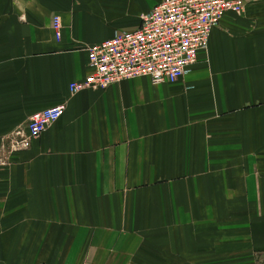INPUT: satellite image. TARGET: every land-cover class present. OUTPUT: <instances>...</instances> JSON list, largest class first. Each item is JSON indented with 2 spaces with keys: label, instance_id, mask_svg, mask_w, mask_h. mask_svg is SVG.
I'll return each mask as SVG.
<instances>
[{
  "label": "crops",
  "instance_id": "1",
  "mask_svg": "<svg viewBox=\"0 0 264 264\" xmlns=\"http://www.w3.org/2000/svg\"><path fill=\"white\" fill-rule=\"evenodd\" d=\"M160 1L0 0V141L64 106L0 166V264H264V0L174 84L70 92Z\"/></svg>",
  "mask_w": 264,
  "mask_h": 264
},
{
  "label": "built area",
  "instance_id": "2",
  "mask_svg": "<svg viewBox=\"0 0 264 264\" xmlns=\"http://www.w3.org/2000/svg\"><path fill=\"white\" fill-rule=\"evenodd\" d=\"M231 12H244L242 0H161L141 14L135 30L116 32L85 48L88 74L84 81L71 83L70 92L104 90L134 78H147L152 85L174 84L197 64L199 53L208 49L211 31ZM51 28L60 39L59 16ZM63 113L64 106L56 105L32 114L26 130H14L10 148L26 150Z\"/></svg>",
  "mask_w": 264,
  "mask_h": 264
},
{
  "label": "rangeland",
  "instance_id": "3",
  "mask_svg": "<svg viewBox=\"0 0 264 264\" xmlns=\"http://www.w3.org/2000/svg\"><path fill=\"white\" fill-rule=\"evenodd\" d=\"M13 135L14 133L6 136L4 140L0 141V166L8 165L13 160V157L16 154L22 152L21 150L17 151V150H12L10 148L11 141L13 140V137H14Z\"/></svg>",
  "mask_w": 264,
  "mask_h": 264
}]
</instances>
